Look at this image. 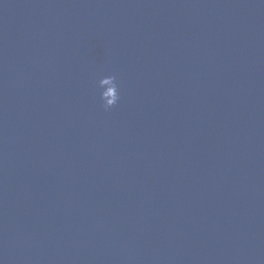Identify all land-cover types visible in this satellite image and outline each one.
Segmentation results:
<instances>
[{"label": "water", "instance_id": "1", "mask_svg": "<svg viewBox=\"0 0 264 264\" xmlns=\"http://www.w3.org/2000/svg\"><path fill=\"white\" fill-rule=\"evenodd\" d=\"M0 264H264V0H0Z\"/></svg>", "mask_w": 264, "mask_h": 264}, {"label": "clouds", "instance_id": "2", "mask_svg": "<svg viewBox=\"0 0 264 264\" xmlns=\"http://www.w3.org/2000/svg\"><path fill=\"white\" fill-rule=\"evenodd\" d=\"M100 79H104V82L108 85L107 89H100L98 87ZM97 87L100 104L105 110H109L119 104L121 100V85L115 74L100 76L97 81Z\"/></svg>", "mask_w": 264, "mask_h": 264}]
</instances>
